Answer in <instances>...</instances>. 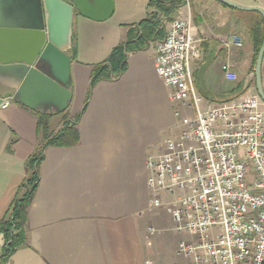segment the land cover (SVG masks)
Segmentation results:
<instances>
[{
	"label": "crops",
	"instance_id": "crops-1",
	"mask_svg": "<svg viewBox=\"0 0 264 264\" xmlns=\"http://www.w3.org/2000/svg\"><path fill=\"white\" fill-rule=\"evenodd\" d=\"M148 1L113 0V13L104 21L74 16L72 47L67 51L72 100L65 112L30 109L0 89V220L24 192L20 185L27 176L25 164L40 139L39 114L48 113V126L55 134L65 120L80 113L79 141L43 150L27 210V243L8 257L1 256L0 246V264H155L147 242L154 228L145 226L153 205L147 158L179 131L177 106L155 71L157 41L128 52L124 72L90 88L94 66L126 39L130 26L145 18ZM231 1L264 10V0ZM238 11L218 0H189L178 10L176 18H191L200 47L204 41L199 67L207 64L206 75L216 78L209 88L216 99L201 98L202 107L257 94L254 45L244 25L248 14ZM232 35L243 37L242 48L232 45ZM224 64L236 73V80L225 78ZM261 82L264 90V55ZM7 98L9 105L2 107ZM169 207L171 228L179 235L174 248L178 254L184 238ZM183 258L170 264H189V258Z\"/></svg>",
	"mask_w": 264,
	"mask_h": 264
},
{
	"label": "built area",
	"instance_id": "built-area-1",
	"mask_svg": "<svg viewBox=\"0 0 264 264\" xmlns=\"http://www.w3.org/2000/svg\"><path fill=\"white\" fill-rule=\"evenodd\" d=\"M231 43L241 46L236 35ZM201 57L189 16L173 20L156 43L155 71L169 99L176 102L189 96L194 115L182 119L177 135L164 140L159 155L147 158L152 204H161V192L172 196L169 210L176 230L192 233L195 240H182L177 249L190 258L189 264H264L261 100L253 93L202 107L192 71V61ZM222 69L226 79H237L228 64ZM9 103L7 98L1 106Z\"/></svg>",
	"mask_w": 264,
	"mask_h": 264
},
{
	"label": "water",
	"instance_id": "water-1",
	"mask_svg": "<svg viewBox=\"0 0 264 264\" xmlns=\"http://www.w3.org/2000/svg\"><path fill=\"white\" fill-rule=\"evenodd\" d=\"M218 1L238 10L257 11L264 18L261 7ZM113 10V0H0V89L30 109L65 111L72 100L67 51L72 47L73 18L78 14L104 21ZM263 55L264 40L254 67L255 87L264 102Z\"/></svg>",
	"mask_w": 264,
	"mask_h": 264
},
{
	"label": "trees",
	"instance_id": "trees-1",
	"mask_svg": "<svg viewBox=\"0 0 264 264\" xmlns=\"http://www.w3.org/2000/svg\"><path fill=\"white\" fill-rule=\"evenodd\" d=\"M186 0H149L144 19L130 26L126 39L114 47L109 56L94 66L90 88L100 80H110L125 71L127 53L148 48L152 43L162 40L166 35V25L178 16L179 8ZM224 4V3H223ZM226 5V4H225ZM235 10V8H234ZM238 11V9H236ZM241 12V11H238ZM248 19L244 25L254 45V58L264 40V18L257 11H245ZM75 53V48H72ZM78 113L73 120L63 122L57 133H48V113H40L37 122L39 136L35 152L25 164L26 179L20 185L24 192L10 203L5 215L0 220V232L4 235L3 257H8L17 248L27 243L26 218L29 204L38 182V164L43 157V150L49 145L72 146L79 141L77 129Z\"/></svg>",
	"mask_w": 264,
	"mask_h": 264
},
{
	"label": "rangeland",
	"instance_id": "rangeland-1",
	"mask_svg": "<svg viewBox=\"0 0 264 264\" xmlns=\"http://www.w3.org/2000/svg\"><path fill=\"white\" fill-rule=\"evenodd\" d=\"M235 1L243 2V1H253V0H235ZM259 1H263V0H259ZM239 38L241 40V46L240 47L235 46V47L240 49L242 48L243 45V37L239 36ZM203 42L204 41H202L201 43L202 50L204 49V46H202ZM193 61H192V67L194 69L193 70L194 87L197 96L202 99L215 100L216 98L214 97V94L209 89L214 86L213 81L216 80L215 76L210 74L208 77L206 75L205 67L207 66V64L206 65L202 64L201 67H199V65L203 61V57L200 58L199 61L195 63V65H193ZM173 104L177 106L176 108L177 110L175 114L178 120V127L180 128L182 126V119L184 117H188V118L193 117L194 115L193 103L191 98L188 96L184 100L176 101V102L174 101ZM51 128L52 127L48 126V131H47L48 133L52 132ZM162 150L163 148L161 149L160 147L159 150L153 152V155L150 156L155 157L159 155L162 152ZM238 151L243 154L244 149L239 148ZM251 179L252 176L250 177V181ZM158 197L161 200V204H159L158 206L152 205L145 219V226L146 227L150 226L154 228V231L152 233L148 232L149 237L147 238V242H149L148 248L149 251L151 252L150 253L151 257L155 264H168V263L170 264L171 262L174 261H177L178 263L182 262L184 261L183 255L177 254L174 251V248L176 246V241H178L179 235L177 234L176 231L172 230L171 226L174 225L172 223V219L169 213L167 212L168 207L171 206V205H167V200L171 199L172 196H170L166 192H161L158 195ZM181 234H182V238H184V240L187 243L195 241L194 238H192V233L188 231H182Z\"/></svg>",
	"mask_w": 264,
	"mask_h": 264
}]
</instances>
